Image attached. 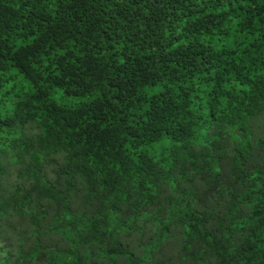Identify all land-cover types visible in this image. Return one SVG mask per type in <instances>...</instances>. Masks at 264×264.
I'll list each match as a JSON object with an SVG mask.
<instances>
[{
	"label": "trees",
	"instance_id": "obj_1",
	"mask_svg": "<svg viewBox=\"0 0 264 264\" xmlns=\"http://www.w3.org/2000/svg\"><path fill=\"white\" fill-rule=\"evenodd\" d=\"M261 94L264 0H0V140L14 139L17 128L34 134L51 128L60 144L87 147L90 167L108 161L119 172V157L159 163L155 172L130 169L107 200L143 197L137 203L147 209L174 157L191 161L209 125ZM8 176L0 162V180ZM214 198L218 223L228 225L218 247L229 257L236 253L235 233L242 250L231 264H264V174L253 172ZM173 201L161 223L203 233L206 217L198 208L184 211L191 207L185 192ZM72 218L66 208L69 233ZM133 223L131 214L119 222L108 214L101 235L119 243L120 231ZM9 239L0 235L5 244ZM42 245L53 248L47 238ZM30 256L44 264L78 261L58 250ZM94 256L97 264L115 262L117 252L100 246L85 254Z\"/></svg>",
	"mask_w": 264,
	"mask_h": 264
},
{
	"label": "clouds",
	"instance_id": "obj_2",
	"mask_svg": "<svg viewBox=\"0 0 264 264\" xmlns=\"http://www.w3.org/2000/svg\"><path fill=\"white\" fill-rule=\"evenodd\" d=\"M232 111L222 124L207 127L202 137L205 143L196 147L191 161L174 157L177 164L165 173L168 179L158 186L156 197L144 211L143 204L137 203L143 197L115 202L107 200V194L128 181L130 169L145 166L155 172L159 163L145 158L138 164L119 157V172L108 161H102L103 168H94L89 166L87 147L60 144L54 129H38L34 134L17 128L14 139L0 140V162L9 173L7 180H0V235L10 238L7 244L0 241V264H44L43 258L30 256L41 250L78 256L73 264H97L100 257L88 260L85 254L100 246L117 252L115 262L104 258L103 264H231L242 250L240 237L233 233L231 246L238 251L230 257L218 247L228 225L218 223L217 215L222 213H217L214 197L216 191L238 185L253 172L264 174V94ZM211 161L216 162L215 168L210 167ZM169 181H174L172 187L167 186ZM180 191L185 192L184 203L191 205L185 212L198 208L204 213L203 233L198 229L187 233L183 223L170 221L167 227L161 223L169 202ZM228 198V194L223 197ZM66 208L73 217L70 233ZM108 214L118 222L128 214L134 220L130 229L125 226L120 231L119 243L109 233L101 235L100 226ZM45 238L53 248L42 245ZM261 244L264 251V241Z\"/></svg>",
	"mask_w": 264,
	"mask_h": 264
}]
</instances>
